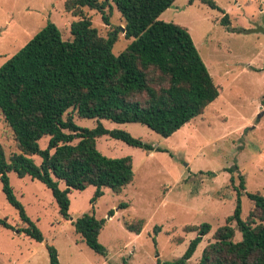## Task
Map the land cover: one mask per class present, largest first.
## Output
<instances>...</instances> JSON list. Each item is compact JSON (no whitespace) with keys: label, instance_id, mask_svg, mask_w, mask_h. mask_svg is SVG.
<instances>
[{"label":"rangeland","instance_id":"rangeland-1","mask_svg":"<svg viewBox=\"0 0 264 264\" xmlns=\"http://www.w3.org/2000/svg\"><path fill=\"white\" fill-rule=\"evenodd\" d=\"M65 0H0V65L17 52L48 20L59 28L63 39H71L70 24L78 16L64 8ZM223 14L200 0H175L158 19L186 27L204 61L218 97L204 111L168 137L136 122L117 123L102 119L107 128H120L164 150L133 147L107 135L96 138L105 155L132 157L134 177L122 191L103 188L94 205L96 218H105L98 236L105 253L92 250L75 232L70 220L59 213L50 189L26 175L9 172V183L27 216L43 233L37 241L17 231L25 226L17 209L7 200L0 181V218L15 230L0 224V264H49L46 244L53 245L60 264H157L180 257L197 235L192 226L211 225L186 264H198L202 250L213 241V233L233 213L238 174H243L248 192L264 196V0H215ZM100 35L116 30L112 51L118 54L131 41L124 36L125 21L114 4L105 8L109 23L98 10L83 7ZM80 126L94 127L96 120L78 118ZM47 137L39 140L46 147ZM0 143L6 154L15 151L12 132L0 113ZM40 162L37 155L32 156ZM237 164L231 174L227 168ZM64 187L63 183H60ZM95 187L72 189L69 214L73 220L91 210ZM241 217L248 218L253 205L240 195ZM120 203H127L121 207ZM113 209L118 215L108 217ZM258 214V211L254 212ZM143 219L139 234L125 221ZM250 219V217H249ZM260 222L255 218L254 224ZM264 222V221H263ZM233 225V222H230ZM159 229L154 231V226ZM241 234L236 231L235 239Z\"/></svg>","mask_w":264,"mask_h":264},{"label":"trees","instance_id":"trees-1","mask_svg":"<svg viewBox=\"0 0 264 264\" xmlns=\"http://www.w3.org/2000/svg\"><path fill=\"white\" fill-rule=\"evenodd\" d=\"M174 1L65 0V10L79 17L70 24L72 38L63 39L57 25L48 20L0 65V113L16 148L6 154L0 143V181L7 200L25 223L18 232L40 242L44 240L13 192L8 177L11 171L19 177L37 179L50 189L62 218L71 221L75 232L92 250L104 254L105 247L98 236L106 219L94 215L95 202L102 197L105 187L122 191L133 180L134 171L130 155L107 156L97 148L96 138L107 135L148 152L164 149L125 129L107 128L101 120L140 123L168 137L218 97L219 88L188 29L158 19ZM200 1L221 11V23L228 24V13L215 0ZM112 3L125 21V38L131 39L118 54L112 51L118 40L116 30L107 37L100 35L83 13V7L98 10L104 22L109 23L105 8ZM262 100L264 103V96ZM75 115L95 119L97 123L91 128L80 126ZM43 137L48 140L42 148L39 140ZM33 155L40 158L39 163H35ZM236 169L238 165L234 164L227 171L231 174ZM238 179L233 213L214 231L213 241L203 248L198 264H264V196L246 191L243 174H238ZM230 181H234L232 174ZM90 185L95 187L91 210L73 220L69 214V193ZM243 192L253 205L246 219L241 217ZM113 214V209L107 212L108 217ZM255 218L260 222L254 224ZM0 224L15 230L6 219L0 218ZM124 224L139 234L144 221ZM153 228L157 231L159 226ZM192 229L197 235L184 253L174 260H158L157 264H186L211 225L203 222L187 230ZM236 231L241 234L238 240ZM46 248L49 264H60L56 248L50 244Z\"/></svg>","mask_w":264,"mask_h":264},{"label":"crops","instance_id":"crops-1","mask_svg":"<svg viewBox=\"0 0 264 264\" xmlns=\"http://www.w3.org/2000/svg\"><path fill=\"white\" fill-rule=\"evenodd\" d=\"M117 213H118L117 211H114V214L111 217H114L115 215H118Z\"/></svg>","mask_w":264,"mask_h":264},{"label":"water","instance_id":"water-1","mask_svg":"<svg viewBox=\"0 0 264 264\" xmlns=\"http://www.w3.org/2000/svg\"><path fill=\"white\" fill-rule=\"evenodd\" d=\"M124 28H122V30H123ZM124 31V30H123ZM264 31V30H263Z\"/></svg>","mask_w":264,"mask_h":264}]
</instances>
